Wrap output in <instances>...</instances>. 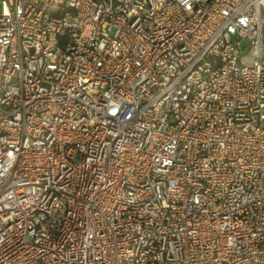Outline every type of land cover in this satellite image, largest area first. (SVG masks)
<instances>
[{
  "label": "built area",
  "instance_id": "built-area-1",
  "mask_svg": "<svg viewBox=\"0 0 264 264\" xmlns=\"http://www.w3.org/2000/svg\"><path fill=\"white\" fill-rule=\"evenodd\" d=\"M0 264H264V0H0Z\"/></svg>",
  "mask_w": 264,
  "mask_h": 264
}]
</instances>
